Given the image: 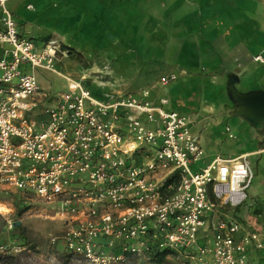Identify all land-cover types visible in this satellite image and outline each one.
I'll return each mask as SVG.
<instances>
[{"label":"built area","instance_id":"1","mask_svg":"<svg viewBox=\"0 0 264 264\" xmlns=\"http://www.w3.org/2000/svg\"><path fill=\"white\" fill-rule=\"evenodd\" d=\"M9 1L0 0V197L50 207L62 226L50 243L87 264H149L165 251L186 264H264V223L234 215L254 177L248 155L204 162L190 115L148 89L95 98L55 69L60 41L19 33ZM37 68L63 77L65 91L50 98Z\"/></svg>","mask_w":264,"mask_h":264},{"label":"crops","instance_id":"2","mask_svg":"<svg viewBox=\"0 0 264 264\" xmlns=\"http://www.w3.org/2000/svg\"><path fill=\"white\" fill-rule=\"evenodd\" d=\"M73 4L99 9L103 29L114 31L107 35L110 45L130 47L128 52L140 60L133 75L142 83L127 93L148 89L152 102L165 99L164 109L190 115L204 162L216 155H248L254 177L247 201L234 215L252 225L264 223V130L228 111L233 105L228 92L231 79L241 93L264 91V0H85ZM170 75L175 78L166 84L158 80ZM226 127L233 138L226 134ZM204 143L214 150L207 153Z\"/></svg>","mask_w":264,"mask_h":264},{"label":"rangeland","instance_id":"3","mask_svg":"<svg viewBox=\"0 0 264 264\" xmlns=\"http://www.w3.org/2000/svg\"><path fill=\"white\" fill-rule=\"evenodd\" d=\"M75 2L82 4L85 0H11L7 7L22 35L36 42L51 37L60 41L63 53L54 65L55 69L70 78L82 80L95 98L134 92L142 83V79L133 75L140 60L128 52L130 47L110 45L107 35L112 36L114 31L103 29L105 23L99 9L77 7ZM27 5L32 8L28 9ZM36 75L50 98L65 91L66 81L60 75L40 68L36 69ZM228 111L232 114L234 104ZM204 147L207 153L214 150L207 143ZM0 201L3 202L0 204V248H3L0 255L13 256V264H87L63 252L62 241L56 246L50 243V237L58 236L62 231L60 221L50 207L34 200L26 205L14 196L0 197ZM16 202L21 208L27 207L21 214ZM18 221L21 224L16 226ZM124 264L148 263L130 259ZM162 264L185 263L171 255Z\"/></svg>","mask_w":264,"mask_h":264},{"label":"water","instance_id":"4","mask_svg":"<svg viewBox=\"0 0 264 264\" xmlns=\"http://www.w3.org/2000/svg\"><path fill=\"white\" fill-rule=\"evenodd\" d=\"M229 96L234 104L233 115L247 120L251 125L258 129L264 128V91H250L241 93L234 86L231 79L228 84ZM20 221L15 225L19 226Z\"/></svg>","mask_w":264,"mask_h":264},{"label":"trees","instance_id":"5","mask_svg":"<svg viewBox=\"0 0 264 264\" xmlns=\"http://www.w3.org/2000/svg\"><path fill=\"white\" fill-rule=\"evenodd\" d=\"M16 205H18V210H19V214H21V212H23L27 207H20L19 203L16 202ZM69 255V254H68ZM168 255V252H162L159 253L154 259H153V264H162L166 257ZM70 256V255H69ZM15 261V258L13 256L10 255H0V264H13ZM184 262V261H183ZM186 264V262H184Z\"/></svg>","mask_w":264,"mask_h":264}]
</instances>
